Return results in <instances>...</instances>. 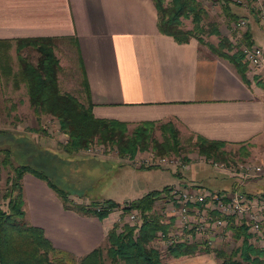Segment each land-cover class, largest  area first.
Instances as JSON below:
<instances>
[{"label": "crops", "instance_id": "crops-1", "mask_svg": "<svg viewBox=\"0 0 264 264\" xmlns=\"http://www.w3.org/2000/svg\"><path fill=\"white\" fill-rule=\"evenodd\" d=\"M224 11L233 25L245 20L247 45L264 44V27L253 10L225 4ZM157 22L153 0H0V40L10 41L0 43V78L11 79L18 69L8 62L9 49L17 51L16 39L54 38L58 83L65 70L66 83L75 87L80 102L90 103L94 117L128 126L171 123L180 140L200 136L221 142L223 150L237 158L238 150L264 151L261 75L249 70L242 58V77L226 58L202 53L197 38L179 43L160 33ZM258 158H264V152L253 159ZM226 175L230 182L223 188H230L236 177ZM179 180L164 185L199 183ZM22 187L27 220L41 226L54 246L77 257L104 244L107 230L118 221L116 208L102 219L65 208L48 182L31 172L23 174ZM160 188L145 184L137 196L116 201ZM157 212L163 214L164 208ZM152 243L168 264H220L213 251L173 256L158 240Z\"/></svg>", "mask_w": 264, "mask_h": 264}, {"label": "trees", "instance_id": "trees-1", "mask_svg": "<svg viewBox=\"0 0 264 264\" xmlns=\"http://www.w3.org/2000/svg\"><path fill=\"white\" fill-rule=\"evenodd\" d=\"M153 2L158 13L157 27L160 33L174 37L179 43L187 42L191 37L203 41L200 37L204 31L202 25L200 26L202 8L198 0H153ZM188 17L193 24L191 28H186L182 24L181 19ZM210 32L219 34L215 28ZM244 34L246 37L247 32ZM16 41L17 51L22 47L31 46L38 52V57L34 63L18 54V69L13 73L10 71L11 80L16 85L22 83L25 86L29 105L37 117L47 114L57 119L59 129L68 135L64 145L67 153L84 150L94 141L101 144L115 143L118 156L121 158L126 155L133 158L138 151L149 148L158 154L179 153V132L171 123L141 122L128 134L127 123L96 118L92 114L90 103L84 104L72 94L62 92L58 84L57 74L60 67L54 53V38H19ZM8 42L10 41L0 40L3 44ZM218 44L226 50H218L213 45L209 47L218 56L231 62L244 77L246 66L242 62V52L236 50L230 53L233 45L228 39L222 38ZM155 127L160 129L161 140L152 138ZM7 142L12 144L14 140ZM195 145L198 152L206 158L232 162L235 160L223 150L224 143L207 141L197 136ZM1 150L4 155L2 163L11 164L9 147ZM25 172H31L45 179L67 209L93 214L102 219L110 211L123 205V212L136 208L139 211V220L133 223L123 221L121 224L119 221L113 222L107 230L105 245H98L77 257L66 249L54 246L41 226L27 220L23 207L22 187V176ZM6 179L8 183L4 193L7 198L6 208L0 207V264H168L165 256H162L160 250L152 243L156 231L167 230L170 225L169 222L162 220L165 218L163 214L153 209L168 184L121 203L111 198L83 203L75 202L70 192L57 185L42 170L26 162L18 161L13 165L12 173ZM228 226L234 238L241 240L230 250L224 247L212 249L197 242H177L167 247V253L179 256L200 250L213 251L221 258L220 264H264V248L250 240L251 235L247 227L233 224Z\"/></svg>", "mask_w": 264, "mask_h": 264}, {"label": "rangeland", "instance_id": "rangeland-1", "mask_svg": "<svg viewBox=\"0 0 264 264\" xmlns=\"http://www.w3.org/2000/svg\"><path fill=\"white\" fill-rule=\"evenodd\" d=\"M202 8L200 26L203 32L200 34L203 40L200 43L202 53L213 52L209 45L221 48L219 40L228 39L233 45L230 51L240 50L247 45V38L243 33L244 26H234L230 19L226 18L224 6H241L248 8L230 0H198ZM254 11V9H251ZM255 13V11H254ZM257 15V14H255ZM191 17V16H190ZM182 18V24L186 28L193 26L191 18ZM257 18L258 15L256 16ZM236 23V22H235ZM213 26V27H212ZM212 27V28H211ZM216 29L219 34L210 31ZM20 54L36 62L38 52L31 46L22 47L18 51L9 49V64L12 69L17 68V55ZM66 71L62 70L59 77V88L62 92H67L75 96L79 101V95L75 87L68 85L65 77ZM134 126H127L128 134ZM152 138L161 140L160 129L155 127ZM14 140L8 143L7 141ZM68 140V135L59 129L58 121L51 115L36 116L29 105L26 88L22 83L16 85L13 80L0 78V207L5 209L7 198L4 196L8 187L7 176L12 173V166L18 161L29 163L31 166L42 170L57 185L64 188L72 195L75 202H89L101 197H108L115 200L135 197L143 185L160 186L177 181L181 178L187 181H197L207 188L221 189L227 187L230 178L220 171L214 169L207 161V158L198 152L195 145L196 140L191 137H183L180 140L179 153L158 154L152 149L138 151L133 158L128 155L119 157L118 149L112 142L94 141L90 145L78 152L67 153L64 145ZM9 147L11 151V164H3L2 148ZM240 156L230 157L238 160L253 159L264 151L258 150H238ZM159 156L174 159L164 165L148 164L146 157L156 158ZM231 158V159H232ZM138 166H158L140 167ZM187 165V166H186ZM172 170L174 171L173 174ZM183 173V175H182ZM177 175H182L178 177ZM181 181V180H179ZM245 189L264 190V177L256 178L245 185ZM82 195H86L90 200H86ZM104 199V198H103ZM134 199V198H132ZM158 203V204H156ZM155 211L164 208L163 200L156 202ZM120 224L124 219L119 220ZM240 239L230 236L221 247L230 250L240 243ZM106 244V242H105ZM104 244V245H105ZM160 247L162 245L160 244ZM221 259V258H220Z\"/></svg>", "mask_w": 264, "mask_h": 264}, {"label": "built area", "instance_id": "built-area-1", "mask_svg": "<svg viewBox=\"0 0 264 264\" xmlns=\"http://www.w3.org/2000/svg\"><path fill=\"white\" fill-rule=\"evenodd\" d=\"M233 1L254 9L264 27V0ZM244 25L245 20L234 24ZM242 54L247 68L259 73L264 80V44L246 45ZM144 160L156 165L175 161L164 156ZM207 161L217 171L236 177L232 186L212 189L196 182L169 184L159 199L165 205L162 220L170 225L167 230H157L155 239L166 249L177 242H197L213 249L233 237L228 226L233 224L245 225L250 240L264 248V191L245 189L250 181L264 177V158L235 159L234 162L207 158ZM116 209L119 210L118 221L122 218L130 223L139 220L136 208L123 212V205H119Z\"/></svg>", "mask_w": 264, "mask_h": 264}]
</instances>
